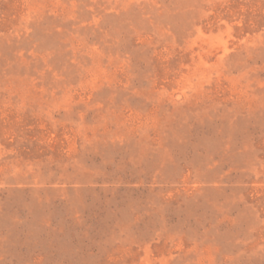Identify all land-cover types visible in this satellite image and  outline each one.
I'll use <instances>...</instances> for the list:
<instances>
[{
  "label": "rangeland",
  "instance_id": "374dc122",
  "mask_svg": "<svg viewBox=\"0 0 264 264\" xmlns=\"http://www.w3.org/2000/svg\"><path fill=\"white\" fill-rule=\"evenodd\" d=\"M0 264H264V0H0Z\"/></svg>",
  "mask_w": 264,
  "mask_h": 264
}]
</instances>
